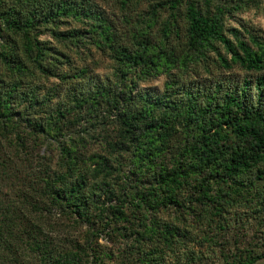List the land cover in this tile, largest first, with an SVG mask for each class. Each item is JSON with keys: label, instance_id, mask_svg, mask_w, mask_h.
<instances>
[{"label": "trees", "instance_id": "trees-1", "mask_svg": "<svg viewBox=\"0 0 264 264\" xmlns=\"http://www.w3.org/2000/svg\"><path fill=\"white\" fill-rule=\"evenodd\" d=\"M182 1L187 48L179 52L168 42L167 31ZM214 1L203 0L202 8L194 0H161L151 15L169 11L164 38L156 42L136 32L135 48H113L119 74L111 89L104 82L88 83L89 89L74 87L53 101L52 89L47 96L36 95V80L57 74L69 61L58 42L83 35V29L59 26L71 18H88L91 38L111 44L110 25L99 17L92 0H0V63L16 75L8 81L0 77V132L8 135L0 136V264H106L107 252L97 244L104 232L135 240L131 251L143 264H162L165 248L171 249L185 233L158 219L159 209L173 205L194 215L190 203L195 202L208 220L252 202V211L264 210V75L259 74L264 70V38L248 29L242 35L235 28L228 36L223 17L247 3L227 6ZM44 29L56 42L39 38ZM207 51H213L222 69L238 66L257 75L228 83L193 79ZM161 72L168 74L169 95L151 98L147 90L132 94L130 88L138 80ZM119 79L125 82L121 86ZM175 94L181 95L178 102L172 98ZM19 105L35 109L39 116L29 114L20 122L14 110ZM174 106L182 111H166ZM113 116L115 137L94 128L96 121L104 124ZM83 119L91 121L90 128H78ZM176 124L188 134L173 152L169 142ZM97 139L103 153L86 147ZM127 170L142 171L149 189H138L141 177L132 180L135 192L117 189ZM1 183L18 188L4 191ZM187 187L194 189L189 205L181 197ZM127 199L136 201L139 210L133 228L123 224L129 221ZM60 217L69 220L73 230L66 232L72 237L64 239L70 241L66 246L50 234L63 228ZM82 226L86 229L78 232ZM261 257L264 250L256 256L245 252L244 259L233 264H255Z\"/></svg>", "mask_w": 264, "mask_h": 264}, {"label": "rangeland", "instance_id": "rangeland-1", "mask_svg": "<svg viewBox=\"0 0 264 264\" xmlns=\"http://www.w3.org/2000/svg\"><path fill=\"white\" fill-rule=\"evenodd\" d=\"M94 5L98 7L97 14L99 17L110 25V33L112 34V43L105 44L100 38H96L89 34V28L91 26V20L83 18L82 20L69 19L65 25H60L62 28H76L83 29V35L73 42L61 41L58 42L60 49L69 57L67 64L65 63L61 69H58L57 74L48 77H40L36 80L38 91L36 95L47 96V93L51 89L53 90L52 100L64 98L67 95V91L74 87H83L85 90L94 83L104 82L111 89L113 83L116 80L118 65L114 58L113 48L125 45L133 48L135 46V33H142L152 41H160L164 38L162 33V27L164 20L168 17L169 11L159 9V12L153 16L151 10L161 0H126V4H122V0H92ZM197 1L199 6L205 8L203 0ZM247 4L243 6V10L234 11L231 15L223 17L224 28L228 36H231L230 29L235 28L237 32H241L246 36L245 29L251 30L255 34L264 38V0H240ZM227 2V6H234L239 0H215L214 3ZM184 1H182L179 10H177L178 16L175 21L171 22L168 26V42L171 43L179 52H183L187 47L184 45L185 40V21L182 16V10L184 9ZM157 7V6H156ZM160 8V7H159ZM146 36V35H145ZM232 37V36H231ZM40 39H47L52 42H56L50 38V31L44 29L39 36ZM96 43H95V41ZM1 42V40H0ZM106 42V41H105ZM109 44V45H108ZM135 48V47H134ZM224 52L223 50H221ZM209 55L206 61L198 63L197 76H193V79H208L210 80H225L227 83L234 79H243L244 77L254 78L256 72H246L238 66H233L230 70H225L219 67L217 63L216 55L213 51H207ZM54 56V54H53ZM194 56V55H193ZM53 59V58H52ZM84 70L82 73L81 71ZM175 69L172 70V73ZM264 75V70L259 72ZM16 75L12 71L8 70L0 63V77L4 80H13ZM182 77V75H181ZM19 78V76L17 77ZM168 78L166 72H161L157 76L147 78L145 80H138L136 84L130 88L132 94L136 91H148L151 98L169 95L172 91L170 88H165V80ZM183 78V77H182ZM177 79H180L177 76ZM169 82V80H168ZM89 83V87L87 84ZM125 83L119 79L117 84L121 86ZM130 87V86H128ZM19 88V86H18ZM57 95V97H55ZM173 100L178 102L181 99L180 94H175L172 97ZM53 103V102H52ZM49 104V103H48ZM174 106L172 108H166V111L171 113H178L182 111V107ZM177 108V109H176ZM14 110L19 111V121L28 118L29 114L39 116L35 109L25 108V106H14ZM41 110V109H40ZM158 110L156 113L160 114ZM42 111V110H41ZM103 120V118H99ZM114 116L105 119V123L96 121L94 123L95 129H101L111 137L116 136L118 131V125L114 122ZM183 118L179 121L183 124ZM90 120H82L78 128H90ZM182 124H176L174 131V137H172L169 143H173V152L179 151L182 147V143L186 141V135L188 133L182 127ZM25 127L26 123L23 124ZM72 132V131H71ZM102 132V134H103ZM184 132L186 134H184ZM74 133V132H73ZM92 135V131L90 132ZM8 136L4 132H0V136ZM13 136V134H11ZM108 139V138H107ZM100 140H102L100 138ZM100 140H91L86 144L89 150L100 149V152H104L103 147L100 145ZM109 140V139H108ZM50 141L46 142L42 147H48ZM169 157V152L166 156ZM18 160V158H17ZM125 168V163L122 158H119ZM142 171L139 172H127L124 174V181L117 183L116 188L122 186L134 190L133 178L141 177L143 181L139 184L138 189L146 191L149 189L150 182L144 177ZM203 177L207 175V171L201 173ZM12 184L1 183V190L11 192L13 189H17ZM194 189L187 187L182 194V199H185L187 205H189L190 195ZM188 194V195H187ZM187 195V196H186ZM190 196V197H189ZM136 201L127 199L124 210L129 216L128 223L123 222L127 228H133L137 223L136 216L139 215L138 208L135 207ZM195 205L194 215L192 213H186L183 208L170 205L165 209H159L156 212V217L167 223L179 227L184 233V238H178L176 244L171 249L165 248L164 258L162 264H233L238 263L244 259L245 252H249L252 256L259 255L264 250V210L258 209L252 211L256 204L254 202L248 204L246 207L241 206L237 208H228L223 213L221 218L211 217L208 220V216L205 212L199 210L195 202L190 203ZM58 222L63 225V228H59L56 231L52 230L51 235L54 237V241L60 245H69L70 241L64 239H71L72 237H66L70 230L68 228L69 220H65L62 217L58 219ZM85 226H82L78 232H82ZM76 231V234L78 233ZM75 232H70L68 235H73ZM113 233L104 232L100 235L98 243L107 255L104 258L106 264H143L140 259L135 256V253L131 250L135 249L137 243L133 239H124L123 237H113ZM83 234L81 238H83ZM84 239H80L83 243ZM93 246V243H90ZM140 245L142 248L147 249L148 244ZM255 264H264V257L257 259Z\"/></svg>", "mask_w": 264, "mask_h": 264}]
</instances>
